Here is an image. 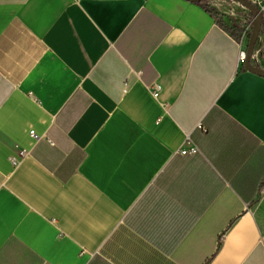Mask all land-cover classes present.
I'll list each match as a JSON object with an SVG mask.
<instances>
[{
  "label": "crops",
  "instance_id": "1",
  "mask_svg": "<svg viewBox=\"0 0 264 264\" xmlns=\"http://www.w3.org/2000/svg\"><path fill=\"white\" fill-rule=\"evenodd\" d=\"M206 3L0 0V264H264V78Z\"/></svg>",
  "mask_w": 264,
  "mask_h": 264
},
{
  "label": "rangeland",
  "instance_id": "2",
  "mask_svg": "<svg viewBox=\"0 0 264 264\" xmlns=\"http://www.w3.org/2000/svg\"><path fill=\"white\" fill-rule=\"evenodd\" d=\"M206 4L211 10L222 13L229 27L238 32L246 28L252 16L247 9L234 0H210Z\"/></svg>",
  "mask_w": 264,
  "mask_h": 264
},
{
  "label": "water",
  "instance_id": "3",
  "mask_svg": "<svg viewBox=\"0 0 264 264\" xmlns=\"http://www.w3.org/2000/svg\"><path fill=\"white\" fill-rule=\"evenodd\" d=\"M186 1L192 2V3H198V2L210 1V0H186ZM234 1L238 2L245 9H247L254 19L253 30H252V33L250 35L248 45H247V51H246L247 57H246V61H245V66H246L247 70L250 71L251 73H254V74L264 78V71L255 67L253 62H252L253 58H254L255 51H256V45H257L258 39L260 37L262 27L264 25V16L261 13V11L258 10L249 1H247V0H234Z\"/></svg>",
  "mask_w": 264,
  "mask_h": 264
},
{
  "label": "built area",
  "instance_id": "4",
  "mask_svg": "<svg viewBox=\"0 0 264 264\" xmlns=\"http://www.w3.org/2000/svg\"><path fill=\"white\" fill-rule=\"evenodd\" d=\"M249 1L251 4H253L258 10L261 11V13L263 14L264 16V0H247ZM253 25H254V19L253 17H251L248 25L246 26V28L244 29V35H243V38L246 37V36H250L252 30H253ZM239 47H240V53H239V62L240 63H245L246 61V57H247V52L245 50L242 49V41L241 43H238ZM125 87L127 88L128 87V83L125 84ZM161 88L159 86H157L155 88V91H154V95L156 97L159 96V92H160ZM31 136L36 139V140H43L44 138L43 137H39L37 136L34 131H32L31 133ZM49 143H52L51 141H49ZM187 143L188 145H191V139L190 137H188L187 139ZM181 155H196L198 153V149L194 146H192L191 148H188V149H182L180 152H179ZM20 156L21 157H24L25 156V152H20ZM262 194L264 195V183H263V186H262Z\"/></svg>",
  "mask_w": 264,
  "mask_h": 264
},
{
  "label": "trees",
  "instance_id": "5",
  "mask_svg": "<svg viewBox=\"0 0 264 264\" xmlns=\"http://www.w3.org/2000/svg\"><path fill=\"white\" fill-rule=\"evenodd\" d=\"M204 2V1H202ZM202 2H198V3H202ZM210 12L213 14V16L215 17L216 21L227 31L233 32L234 28L229 27V25L224 21L223 16L216 12V11H212L210 10Z\"/></svg>",
  "mask_w": 264,
  "mask_h": 264
}]
</instances>
